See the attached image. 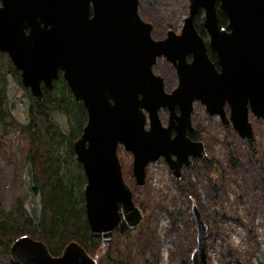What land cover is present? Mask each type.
Masks as SVG:
<instances>
[{
	"label": "water",
	"instance_id": "95a60500",
	"mask_svg": "<svg viewBox=\"0 0 264 264\" xmlns=\"http://www.w3.org/2000/svg\"><path fill=\"white\" fill-rule=\"evenodd\" d=\"M186 1L179 33L168 29L154 40L152 25L138 15V0H1L0 52L21 72V85L41 103L42 88L50 91L61 72L84 108L86 122L71 147L85 177L88 236L102 248L115 230L135 229L143 219L124 182L118 147L131 155L134 188L141 190L149 164L162 159L179 180L183 166L203 158V143L187 136L195 102L243 140H253L249 116L264 126V0ZM217 9L227 19L225 28L218 25ZM200 10L207 45L193 25ZM160 58L177 78L169 93L153 73ZM192 215L196 246L190 262L208 264L207 228L195 207ZM8 257L14 264H97L75 243L54 257L27 236L11 244Z\"/></svg>",
	"mask_w": 264,
	"mask_h": 264
},
{
	"label": "rangeland",
	"instance_id": "374dc122",
	"mask_svg": "<svg viewBox=\"0 0 264 264\" xmlns=\"http://www.w3.org/2000/svg\"><path fill=\"white\" fill-rule=\"evenodd\" d=\"M138 2V15L152 25L154 40L163 39L168 28L179 33L181 19L187 14L186 0ZM182 7H185L183 13ZM153 73L162 77L166 93L176 87L175 71L163 58L157 60ZM19 105L15 106L18 111L15 114L23 121L21 112L26 107ZM2 111L7 113L6 109ZM158 116L165 125L167 113L161 110ZM249 121L253 130L252 143L260 151L258 158H252L247 141L241 139L231 125L224 128L217 116L207 115L204 107L195 102L191 123L202 135L203 158L195 160L191 168H183L179 181L172 177L163 160L148 165L141 190L134 188L131 155L118 147L116 154L124 182L131 188L134 204L144 209V217L129 235L136 246L129 245L114 232L110 245L102 254L119 263L127 260L131 264H191L190 256L196 246L192 215L195 207L207 228L205 254L208 264H233L224 255V246L238 254L240 264H264V192L260 181L264 180V126L251 116ZM60 127L61 131L67 128L64 123ZM55 142L59 144L58 151L52 154L64 159L60 175L69 186L68 175H75L78 169L75 155L72 151L70 161L68 142L61 135L55 136ZM26 150L24 134L11 129L2 135L0 128V206L5 211L15 205L16 198L26 197L21 183ZM212 163L224 173L218 188L209 180ZM72 190L79 202L77 188L72 187ZM258 255L262 256V263L258 262ZM9 262L8 256L0 254V264Z\"/></svg>",
	"mask_w": 264,
	"mask_h": 264
},
{
	"label": "trees",
	"instance_id": "16d2710c",
	"mask_svg": "<svg viewBox=\"0 0 264 264\" xmlns=\"http://www.w3.org/2000/svg\"><path fill=\"white\" fill-rule=\"evenodd\" d=\"M184 10L185 7H182L181 13ZM216 13L219 27L225 28L226 17L219 9ZM202 21L203 13L200 10L193 18V25L197 34L205 39L207 34L202 27ZM208 57L214 62V54L210 51ZM12 70V65L8 61L5 63L0 55V128L2 135L12 129L20 131L27 139L21 180L26 197L16 198L15 205L8 211L0 206V254L8 256L11 244L16 239L27 236L42 242L54 257H59L68 244L75 243L91 258H95L97 264H131L127 260L119 263L109 258L107 254H102L105 248H102L100 240L89 238L81 189L85 184V177L81 167L74 161L78 169L75 175H68L69 186H67L60 175L61 163L64 159L53 157L52 154V151H58L59 146L55 142V136L61 135V138L68 142L71 161L72 142L80 136L86 122V113L82 104H78L73 99L61 76L53 83L50 92L44 91L43 100L38 103L21 86L19 77L12 74ZM17 104L22 108L26 107L21 112L24 116L23 121L16 116ZM3 109H6L7 113H4ZM61 123L67 126L64 131H61ZM197 130L196 128L188 136L193 140H201L202 135ZM246 145L252 158H258L260 151L253 143L247 142ZM67 166L66 163V168ZM223 176L222 170L212 163L209 180L214 188H218ZM260 181L264 192V180L260 179ZM72 187L77 188L79 202L74 197ZM140 209L144 213V209L141 207ZM131 231L120 229L115 233L129 245L136 246V243L129 238ZM223 248L224 255L229 261L240 264L241 258L235 251L229 250L228 246ZM257 260L262 263V256L258 255ZM9 261V264H14Z\"/></svg>",
	"mask_w": 264,
	"mask_h": 264
},
{
	"label": "flooded vegetation",
	"instance_id": "af4514ba",
	"mask_svg": "<svg viewBox=\"0 0 264 264\" xmlns=\"http://www.w3.org/2000/svg\"><path fill=\"white\" fill-rule=\"evenodd\" d=\"M0 6H1V0H0ZM91 14H92V11H91V9H90V15H89V16H91ZM28 31H29V29L26 28V29L24 30L25 34H27ZM204 42H205V39H204ZM210 53H211V52H210ZM0 55H1V57H2V59H3V61H4L5 63H7V61H8V62L12 65L14 71L12 70L11 73L14 74V75H17V76L19 77V79H20L21 72L18 71V70L13 66V64L11 63V61H10L8 55H7L6 53H2V52H0ZM187 61H188V62L190 61V57H189V56L187 57ZM212 62H213V61H212ZM214 62H215V60H214ZM216 67H217V66H216ZM59 76L62 77V73H61V72H58V78H59ZM58 78H57V79H58ZM57 79L54 80V81L52 82V88H53V83H54L55 81H57ZM63 81H64V80H63ZM20 84H21V83H20ZM21 86H22V85H21ZM26 90H27L28 93H29V90H28V89H26ZM51 90H52V89H51ZM51 90H50V91H51ZM44 91H46V92H50V91H47V90H45V89L42 88V100H43V97H44V94H45ZM33 98H34V97H33ZM34 99H36V98H34ZM194 130H195V128L192 127L191 132L188 133L187 136H188L189 134L193 133ZM188 138H189L190 140H192V141H197V140H193V139H191L189 136H188ZM191 161H192V163H193V162L195 161V159H194V160L191 159ZM191 167H192V165H191L189 168H191ZM183 168H185V167L183 166L182 169H183ZM189 168H185V169H189Z\"/></svg>",
	"mask_w": 264,
	"mask_h": 264
}]
</instances>
